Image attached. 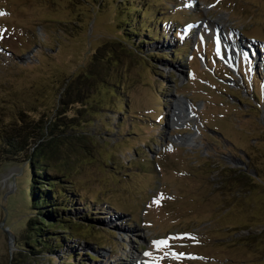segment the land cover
Listing matches in <instances>:
<instances>
[{"label":"rangeland","instance_id":"1","mask_svg":"<svg viewBox=\"0 0 264 264\" xmlns=\"http://www.w3.org/2000/svg\"><path fill=\"white\" fill-rule=\"evenodd\" d=\"M147 43L153 56L139 53ZM83 66L96 72L75 119L90 135L44 160L70 219L50 230L63 234L57 253L264 264V0H0V111L53 116L57 89ZM177 98L187 116L175 120ZM25 173L21 155L0 162V264L16 249Z\"/></svg>","mask_w":264,"mask_h":264},{"label":"trees","instance_id":"2","mask_svg":"<svg viewBox=\"0 0 264 264\" xmlns=\"http://www.w3.org/2000/svg\"><path fill=\"white\" fill-rule=\"evenodd\" d=\"M136 6L139 7L140 3H137ZM136 6L135 4L132 5L133 8H136ZM148 10L149 8L146 7V9L141 10V13L146 14ZM114 11L115 9L113 8V13ZM156 25L155 28H157ZM126 26L123 27V24H121L118 29L123 28V30H127L132 34L136 32L134 28H130V25ZM153 27V24L143 25L145 30L143 34L155 40V34H151V28ZM121 32L122 30H119V33ZM158 34L161 35L159 32ZM127 44L136 50L135 43L129 42ZM140 47L138 49L139 53L141 51L148 56H153L155 53V51L149 50V45L148 47ZM146 48L147 52L144 51ZM93 52H95V48H93L91 53ZM92 59L94 58L91 57L89 62H92ZM255 61L254 58V63ZM84 66L81 70L68 73L61 85H58L56 102L52 105V110L48 109V112L49 110L53 112V116H49L48 113L40 119V113H38L35 117L26 119L25 111L27 109L19 107H15L7 113L0 111V162L16 159L20 155L26 162V184L23 199L26 212L14 241L16 249L3 264H28L30 261L33 264H53V260L58 258L62 260L63 257L65 259L68 257V260H64L62 264L75 263L73 261V252L64 251L63 254L60 251L61 253H57V249L61 245H63V249L65 247V244L62 243L63 234L57 233V231H50L55 225L60 226L61 230L68 228L70 219L66 218L62 213V209L65 208V196L61 191V187L55 185L58 175L48 173L44 160L53 153L58 142L67 139L83 140L85 136L90 135L89 130L80 129L75 119L76 113L79 114L82 109L85 110L87 108L86 103L81 100L84 97L82 88L93 83L91 73L96 72L92 67ZM254 71L257 76L256 79H260L257 68H254ZM97 82L101 83V86L110 92H116L115 83L104 84L101 79ZM259 91L264 93V87ZM116 110L118 111L119 108ZM237 172L239 173H235L237 176H241V173H243L242 170ZM242 175L245 174L243 173ZM86 217L92 216L86 215ZM88 258L93 259L94 257L88 254Z\"/></svg>","mask_w":264,"mask_h":264},{"label":"bare ground","instance_id":"3","mask_svg":"<svg viewBox=\"0 0 264 264\" xmlns=\"http://www.w3.org/2000/svg\"><path fill=\"white\" fill-rule=\"evenodd\" d=\"M174 101H175L174 102L175 108H174V115H173L174 116V119L177 120V119H182L184 117L186 118V116H187L186 114L187 113L185 112V110L183 108V102H182V100L179 99V98H177V99H174ZM182 139H183V141L188 142L191 139V137H187L186 136V137H183ZM130 259H131L130 261L133 262L134 264L137 261L136 255L134 253H131L130 254Z\"/></svg>","mask_w":264,"mask_h":264},{"label":"snow or ice","instance_id":"4","mask_svg":"<svg viewBox=\"0 0 264 264\" xmlns=\"http://www.w3.org/2000/svg\"><path fill=\"white\" fill-rule=\"evenodd\" d=\"M154 243H157V244H163V243H166V241H158V242H154ZM145 255H147V253H145Z\"/></svg>","mask_w":264,"mask_h":264}]
</instances>
